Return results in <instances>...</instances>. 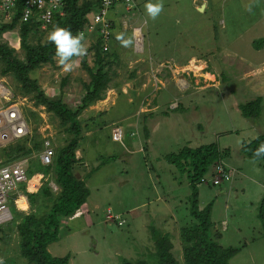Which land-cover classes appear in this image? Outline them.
Wrapping results in <instances>:
<instances>
[{
  "label": "rangeland",
  "instance_id": "obj_1",
  "mask_svg": "<svg viewBox=\"0 0 264 264\" xmlns=\"http://www.w3.org/2000/svg\"><path fill=\"white\" fill-rule=\"evenodd\" d=\"M149 2L163 5L155 18L146 10ZM147 3H140L134 14L123 7L108 14L116 20L110 21L109 47L119 57L112 60L104 99L79 117L84 132L73 168L90 197L75 215L79 219L60 218L59 240L49 252L69 257V264H157V242L168 246L169 241L175 264H186L182 229L192 220L193 190L188 173L167 156L215 143L231 151L226 163L232 168L230 175L236 176L222 187L212 185L210 178L198 186L199 209L214 202L213 239L225 249H241L230 264H264V227L259 219L264 165L241 154L244 142L264 133V115L252 121L239 110L240 104L256 97H262L264 106V45L256 51L254 43L264 38V0ZM3 17L0 9V25ZM136 28L143 36L139 48L133 37ZM50 32L51 28L32 33L30 44H45ZM121 34L130 41L126 46L117 39ZM98 39L95 33L81 39L86 54L71 56L70 70L58 57L54 65L41 67L31 77L49 98L76 111L91 82L83 62L96 70L93 48ZM0 41L25 60L19 29L4 33ZM3 67L0 61V80L16 98H27L25 115L34 139L50 140L57 153L71 139L67 127L54 112L38 105L34 95L21 94L15 78L2 75ZM179 105L181 110L173 111ZM113 128L122 129V142L112 140ZM28 146H33L32 140ZM40 153L28 157L30 169L40 165ZM20 196L22 201L32 199L31 215L47 214L42 196L28 192ZM9 208L15 215L11 202ZM15 216L20 224L23 214ZM17 231L4 242L0 234V264H28L21 256Z\"/></svg>",
  "mask_w": 264,
  "mask_h": 264
},
{
  "label": "trees",
  "instance_id": "obj_2",
  "mask_svg": "<svg viewBox=\"0 0 264 264\" xmlns=\"http://www.w3.org/2000/svg\"><path fill=\"white\" fill-rule=\"evenodd\" d=\"M66 4L65 17H59L51 28L59 27L67 29L73 36H79L87 23L99 7L101 0H64ZM137 8L140 7L136 1ZM23 4L21 1L16 7V15L12 22L2 23L0 25V38L6 32H12L19 29L21 38V48L25 52V60H20L15 50L7 44L0 41V61L4 67L3 76H13L18 85H21L20 91L24 96L34 95L37 104L46 107L50 112H54L67 127V132L71 136L70 141L59 148L56 153L54 164L50 167L39 166V172L45 176H51L54 183L60 189L59 193H54L46 185L39 194L45 201L48 208L46 215L39 217L37 215H23L20 224L13 220L12 223L0 229L2 242L15 229L18 231L19 247L21 256L27 259L28 264H69V257L57 258L49 252V246L59 240L61 232L60 218H73L78 211L88 202L90 191L85 186L84 181L79 180L73 173V168L78 160L76 152L80 148V142L83 138L84 129L81 126L79 117L89 107L96 102L104 99L103 92L107 89L111 81V64L114 58H118L116 51L112 46L109 51L103 50V39L99 38L94 45V65L96 70L88 67L84 63V68L88 71L91 82L86 86L85 94L82 97L81 105L76 111L70 109L60 99L49 98L41 89L38 81L31 77L32 73L39 70L45 65H54L56 58V46L54 42L48 41L45 44L38 43L32 45L29 38L32 33L39 32L37 23H20ZM136 12V11H135ZM132 14V13H131ZM257 50L262 49L264 38L254 42ZM65 80L63 85L66 84ZM181 105L173 111H180ZM239 110L245 119L260 121L264 115V106L262 97H256L239 105ZM149 116V115H148ZM148 130L145 129V136L148 137ZM26 139L22 142L10 145L0 151L1 160L4 165L17 160L30 157L35 151L38 153L43 148V141ZM37 138V137H36ZM33 141V146L29 147L28 143ZM264 144V133L251 140L244 142L241 148V154L250 160L262 162L264 165V153L257 155L258 149ZM231 151L221 149L215 143L203 145L197 148L185 147L179 153L167 156V160L177 166L181 172L188 173L189 186L192 188L191 201V222L183 226L182 235L185 242L184 256L186 264H230L229 261L237 255L241 249L221 247L214 239L211 228L213 226L211 213L214 202L210 203L204 210L199 209V192L198 186L203 184L202 180L211 179L218 173V166L222 165L227 174H230V168L226 161L229 159ZM239 173L238 171H236ZM236 176L234 174L232 178ZM231 178V180H232ZM226 181H223L217 187H222ZM31 202L32 199L30 198ZM33 203V202H32ZM16 216L21 213L14 209ZM14 215V216H15ZM15 216V217H16ZM259 219L264 227V198L260 209ZM155 234V239H157ZM168 246H158V263L157 264H175L172 254L170 253L171 244ZM126 264H135L127 261ZM140 264V263H139ZM141 264H147L145 262Z\"/></svg>",
  "mask_w": 264,
  "mask_h": 264
},
{
  "label": "built area",
  "instance_id": "obj_3",
  "mask_svg": "<svg viewBox=\"0 0 264 264\" xmlns=\"http://www.w3.org/2000/svg\"><path fill=\"white\" fill-rule=\"evenodd\" d=\"M20 1L23 4L20 23H37L40 31H46V29L54 25L59 17L66 16L64 0H0V9L4 13L2 23L12 22L16 15V7ZM117 7H123L126 13L134 14L137 9L136 0H101L99 9L92 14L91 19L80 32L79 37L82 39L88 34H99V38L103 39V50L105 52L109 51V44L112 41L110 38L112 25H110L108 20V14ZM134 41L138 48L136 30L134 31ZM26 102V97L18 96L16 98L13 91L5 85L4 80H0V151L10 145L33 137L30 119L25 115L24 106ZM111 137L115 142H122L124 133L121 128H113ZM40 152V165L42 167L52 166L56 151L50 140H43V148ZM28 162V158L17 160L7 165L0 161V229L14 220L9 212L11 200H15L21 210L28 206L29 200H24L26 207H21V187H26L28 193L32 196L39 195L46 185L54 193H58L60 190L51 176L41 174V176L37 177V173H29ZM231 178L232 174H227L223 166L220 165L218 166V173L211 179V182L212 185L217 186L223 181L229 182ZM202 181L206 183L207 179Z\"/></svg>",
  "mask_w": 264,
  "mask_h": 264
},
{
  "label": "clouds",
  "instance_id": "obj_4",
  "mask_svg": "<svg viewBox=\"0 0 264 264\" xmlns=\"http://www.w3.org/2000/svg\"><path fill=\"white\" fill-rule=\"evenodd\" d=\"M145 7L147 12L155 18V16L161 11L163 5L162 3L153 4L149 2ZM117 39L121 40V43L125 46L130 43L129 40L122 39V34L118 35ZM48 40L54 42L56 46V56L59 57V63L64 65L66 70H70L71 68V63L68 62L71 56L83 55L86 51L81 45V37L73 36L67 29L59 27L54 28V30L49 33ZM261 153H264V144L258 149L257 155H260ZM21 207H26L24 201H21Z\"/></svg>",
  "mask_w": 264,
  "mask_h": 264
},
{
  "label": "bare ground",
  "instance_id": "obj_5",
  "mask_svg": "<svg viewBox=\"0 0 264 264\" xmlns=\"http://www.w3.org/2000/svg\"><path fill=\"white\" fill-rule=\"evenodd\" d=\"M136 39H137V46H139V47H141L142 46V43H143V37L141 36V32H140V29L139 28H137L136 29ZM138 47V48H139ZM140 50V49H139ZM37 189V188H36ZM21 192H28V190L26 191V187H23V190H21ZM33 196H35V195H33ZM29 198V197H28ZM11 203H12V206H13V208L17 211V212H19V213H21V214H23V215H29V214H31L32 212H33V207H32V202H31V200H29V204H28V208L26 207V208H23V210H21L18 206H17V203H16V201L15 200H11L10 201ZM9 212H10V214L12 215V217L14 218V215H13V213H12V211L10 210V208H9ZM15 219V218H14Z\"/></svg>",
  "mask_w": 264,
  "mask_h": 264
},
{
  "label": "crops",
  "instance_id": "obj_6",
  "mask_svg": "<svg viewBox=\"0 0 264 264\" xmlns=\"http://www.w3.org/2000/svg\"><path fill=\"white\" fill-rule=\"evenodd\" d=\"M83 1V0H82ZM137 1V3L138 4H142V5H145L146 3H147V0H136ZM139 1V2H138ZM195 2H196V0H195ZM204 8V7H203ZM110 14V13H109ZM109 16V15H108ZM115 19V18H114ZM108 20L109 21H111L112 23H115L116 22V20L115 21H112V19L110 18H108ZM261 50H263V48L262 49H259V50H256V51H261ZM86 144V143H85ZM84 144V145H85ZM81 146L82 145H80V148H79V150L81 149ZM87 148H89V143H87V145H86V149ZM36 165H38L37 163L35 164V167H31V169L29 170V173H31V174H33V173H40V174H42L41 172H39V166H36ZM33 197H35V198H37V197H39V195H37V196H33ZM79 219L78 217H76V216H74L73 218H69V220H71V219H74V220H77V219Z\"/></svg>",
  "mask_w": 264,
  "mask_h": 264
},
{
  "label": "flooded vegetation",
  "instance_id": "obj_7",
  "mask_svg": "<svg viewBox=\"0 0 264 264\" xmlns=\"http://www.w3.org/2000/svg\"><path fill=\"white\" fill-rule=\"evenodd\" d=\"M37 176H41V174L40 173H37ZM26 191H27V188H26Z\"/></svg>",
  "mask_w": 264,
  "mask_h": 264
}]
</instances>
